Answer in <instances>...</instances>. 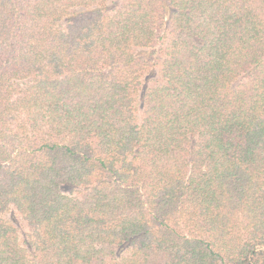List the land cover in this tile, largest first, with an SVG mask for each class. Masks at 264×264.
Here are the masks:
<instances>
[{"label":"trees","instance_id":"1","mask_svg":"<svg viewBox=\"0 0 264 264\" xmlns=\"http://www.w3.org/2000/svg\"><path fill=\"white\" fill-rule=\"evenodd\" d=\"M0 264H264V0H0Z\"/></svg>","mask_w":264,"mask_h":264}]
</instances>
